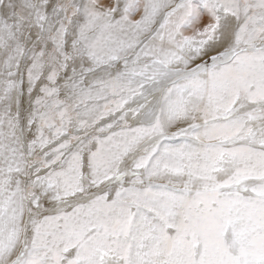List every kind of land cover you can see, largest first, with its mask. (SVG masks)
Returning a JSON list of instances; mask_svg holds the SVG:
<instances>
[{"label":"bare ground","instance_id":"obj_1","mask_svg":"<svg viewBox=\"0 0 264 264\" xmlns=\"http://www.w3.org/2000/svg\"><path fill=\"white\" fill-rule=\"evenodd\" d=\"M89 1L75 0L62 9L61 18L69 21L67 14L74 9L77 20L69 28L72 35L64 29L58 35L94 64L121 56L123 70L105 76L123 85L124 97L133 96L137 107L98 120L95 114L108 112L105 104L112 105V96L88 85L70 93L80 101L90 99L76 113L85 114L96 136L83 129L68 134L59 126L48 127L50 141L41 132L29 142L26 129L15 122L18 139L10 114L18 109L19 89L8 90L2 70L13 60L9 49L16 47L14 52L21 53L33 49L35 26L32 37L19 32V42L8 25L15 23V17L10 15L12 23L0 20V264H64L61 249L70 255L71 248L76 255L65 264H264V147L257 145L264 144V137L256 139L264 122L249 130L250 120L232 118L223 124L219 118L233 105L236 88L245 91L251 102L264 100V53L236 58L233 52L219 50L231 39L233 7L222 14L223 30H217L212 9L199 10L197 5L193 9L189 4L195 5V0H122L121 4L116 0L102 15L103 2ZM6 12L0 6V18ZM135 18L140 21L135 23ZM142 33L150 34L135 43ZM196 43L203 47L182 50L181 61L176 47ZM217 53L228 64H213L206 70L200 60L209 54L218 60ZM147 56L162 59L168 68L151 60L146 67H131ZM15 59L14 65L24 73L26 60ZM228 76L232 87L227 86ZM44 117L41 114V120ZM122 121L135 126L121 129ZM190 126L192 143L181 146L175 135ZM229 133L235 137L226 140ZM232 140L245 144L224 146ZM133 166L145 169L136 180L141 185L147 181V189L123 187L125 172ZM253 180L257 203L239 189L241 183ZM188 191L194 196L186 197L192 194ZM44 196L55 202L47 211L41 207ZM129 207L136 209L131 215ZM28 227L33 245L20 260Z\"/></svg>","mask_w":264,"mask_h":264},{"label":"rangeland","instance_id":"obj_2","mask_svg":"<svg viewBox=\"0 0 264 264\" xmlns=\"http://www.w3.org/2000/svg\"><path fill=\"white\" fill-rule=\"evenodd\" d=\"M73 1L75 0H42L39 4V3H36L35 0H0V6H4L5 12L7 11L2 16L4 19L0 18V20L5 21L8 19L12 23L11 16L15 17V23L8 24L13 31L12 37H14L15 39L17 37V39H19L18 40L19 42H21L20 41L21 32L25 34V37H32L31 27L32 25L35 26L33 28L34 33H35V35H33L34 40H35L33 42V49H31L29 52L23 51L22 53L19 50H18L19 52H14L15 49L17 51L16 47H12V49H9L11 52L10 55L12 56L11 58L13 60L18 57L20 58L24 57V60H26L25 72L21 73V71L16 67V65H14L13 60L12 62H10L9 66H7L6 68L2 70V73L5 75V80L7 81L8 90L12 91L14 89L15 90L19 89V95H20L19 100L20 101H19L18 109L14 113V115L10 114L11 117L13 116L12 117L13 118L12 119L13 134L18 139H19L18 132L15 130V122H17L19 128L26 129L27 135H28L27 138L29 139V142H31L32 140H35L36 137H38L41 134V132L45 135L47 134V136H44V137H48L49 136L48 127H52L53 130H56L57 128H59V126H63L64 128H66L65 130L68 134L73 133L75 129H83L84 133L90 135L91 137L96 136L97 130L95 128L90 127L91 122H89L90 123L89 124L87 122V119L85 120L84 118L85 114H83L82 112L78 114L76 113L77 108H82L83 106L87 107L88 100L90 101V99L85 98L80 101L78 97L72 98L73 97L71 96L72 93H70V92H78L79 90H81L82 88L88 85L89 86L95 85L100 89L102 88L106 94L108 93L112 96L111 98L112 105L110 103H107V105L105 104V107H106L105 109L108 112L104 113V115L103 113L101 114L100 112H99V115L97 113L95 114L98 120H101V118H104L106 114L107 116L116 115L117 113H119L121 109L127 108L130 110L129 111L130 113L131 111L135 110L137 107L136 104L134 105L132 104L133 96L124 97L125 93H124L123 85L121 84L116 85V83L118 82L116 79L114 80L113 77L107 78L105 76V74L109 75L113 71L115 73H119L123 70L124 62L122 61V59L120 60V58H122L121 56L120 57L113 56L110 60L104 63L94 64L93 62L89 60L87 55H86L87 57L84 55V52H82L81 50H77L76 47H72L70 45V42L64 41L63 38L60 35H58V32L63 31V29L67 32L69 31L72 35V32L69 28L72 27L73 24L77 20V17L73 16L76 12L73 9L74 12L70 11L67 14L68 17H70L69 21L66 20L65 18H61L60 14H61L62 9L70 7L71 2ZM92 1L94 2L98 1L99 5H101L103 2L102 7L104 9L101 11L100 13L101 15L103 14V12L106 10L107 7L113 6V2L116 3V0L115 1L114 0H101V2L99 0H91L89 2H92ZM120 1L122 0H119V3L121 4ZM194 3L195 5L189 4L190 7L191 6L194 7V8L192 7L193 9H196V5L199 10H200V7H202L201 8L202 10H206L208 12L209 10L212 9L211 11L214 13V17L216 16L214 22L217 27V30L218 29L223 30L222 25L224 24L222 23V21L224 22V20H221L222 14H227L225 12L227 11L230 12L229 10H231L233 7L232 12L235 14L234 15L235 21H234V27H233L231 39H229L228 42L224 43L223 48L219 50H222V52H226V53L233 52L236 54L234 55V57L236 58L239 55L248 54L252 52L264 53V30L261 35V32H262L261 29H264V0H261V1L260 0H226L225 5H224L223 0H195ZM216 5L220 7L219 11L217 10ZM165 13L166 12H164L163 15H165ZM159 16H162V15H159ZM255 17H257L258 19ZM260 18L261 20L258 21ZM135 19H136L134 21L135 23H138L140 21V18H135ZM61 20H63L64 22L61 23ZM4 27L6 28V24L4 25ZM149 34L150 33H145V34L142 33V34L137 35L138 40L136 39L135 43L141 42V39ZM252 34L255 35V38L250 39ZM39 41H42V42H39ZM40 43L43 45L39 46ZM201 47H203L201 46V43H196L195 45H188V44L183 45L182 44L181 46L180 45L177 46L175 50L179 52L180 56L183 55L181 57V61H183L185 58V54L181 52L182 50L186 51V49L188 48V49L197 51L198 49H201ZM132 53H135V51H133ZM217 54H218V60H214V55L209 54L200 60L201 65L204 67L207 66L206 70H210L213 64L215 65L218 63L217 65H222V66L226 65L228 61L227 62L224 61L225 59H224L223 54L222 53H217ZM127 55L128 54H124V56H127ZM77 58H79V60ZM157 59L158 58L155 56L153 57L147 56V58L141 59L143 60L142 63L138 62L136 63L137 65L135 64L134 66H131V67L133 68L134 67L138 68L139 66L146 67L147 65H149L150 60H151V61H156L163 68H168L162 59H158L159 61ZM262 61L264 62V58ZM187 62L189 61L187 60ZM184 64H187V63H184ZM18 67L21 69V65H18ZM174 69L179 70L180 67L176 65ZM87 73L89 75L90 74L91 75L93 74V75L89 76ZM98 76H100V78ZM96 77L97 79H95ZM230 77L231 76H228L229 79L227 80L228 87H232L234 85L232 82V78ZM90 80L94 82H91ZM36 82L40 84L39 85L40 87L37 86L38 84ZM26 89H28L27 90L28 96H26V92H24L26 91ZM63 89L66 91L65 95L62 93ZM237 89L238 88H236V94L233 95V99H232L234 100L233 105H232L233 107L232 106L229 107L228 109L230 110L227 109L226 114L224 116H219V118H222L221 123L223 124L228 122V119L231 120L232 118L233 119L242 118L244 120L246 119L245 121L250 120L249 122V130H250L251 127L255 126V123L261 124V122H264V100L257 99V101L252 100L251 102V99H249L248 96L244 93L245 91H243L242 89H238V90ZM241 90L243 91V93L241 92ZM59 93L61 94V96L58 95ZM50 97L52 98V100ZM130 98H131V103L128 102ZM72 102L73 103L75 102V103L72 105ZM122 104L123 105L125 104V106L121 107ZM8 109L10 110V107ZM37 113H39V115ZM41 114H44L45 116L42 120H41ZM108 114H111V115H108ZM229 116H236V117H229ZM95 122L96 120L93 121V123ZM120 124H121L120 126L121 129L123 128L130 129L135 126L134 123L125 122V121H122ZM192 129L193 128L190 126L188 129L176 133L175 135L176 141H179L181 146L185 144L187 145L188 143H192V139H193V135L191 133ZM258 129L260 130V132L256 136V139H260L264 137V131H263L264 124H261L260 127H258ZM229 134L230 136L226 140H230L235 137L234 135H231V133ZM184 138L186 139L184 140ZM48 139L50 141L51 137L49 136ZM77 142L79 141H76L75 143ZM232 142L233 144H231L229 141L224 146H227L228 148H233L235 146H241L243 143L238 140L237 141L232 140ZM78 144L80 145V143ZM257 145L259 147L260 146L264 147V144L262 145L260 143H257ZM144 171H145L144 168H136L135 166L131 167L129 170H126L125 172L126 182H124L125 185L123 187H126V188H130V187L136 188L137 187L141 190L147 189L146 188L147 183H148L147 181H146V184L141 185L142 183L141 180H139L140 182L136 180L138 177L140 178L143 177L145 173ZM81 177L84 182L88 179V175H85V174L84 176H81ZM29 178H32V174L29 175ZM121 178L122 176L119 179ZM119 179L116 178L113 183H117ZM252 182L250 184L241 183L239 185V189H241V192L245 194V197L247 196V198L248 197L253 198L254 201L257 203L258 199L256 196H255L256 198L252 196V194L254 195V193L252 192V189H251V187L253 188V186L256 185L257 182H255V180H253ZM149 185L151 187V184ZM105 188L106 187L103 188L104 189L103 191H106ZM188 192L192 194L187 193L186 197L188 196L191 198L194 196L193 191H188ZM113 194H114V191H113ZM40 201H41V207L45 211L50 209L49 208L50 204L53 205L55 203L53 199L51 200L47 199V196L42 197ZM147 208L148 207L143 206L141 209L142 211L145 212L147 211ZM128 210L131 211V213L129 214L131 215L132 213L135 212L136 209H131L129 207ZM34 211H35L34 207L31 206L30 212H34ZM125 221L127 225L129 223V220L125 219L123 222L125 223ZM27 231H28L27 244L25 245V248H23V251L21 252L20 260H22V258L25 259L27 257L28 251L32 248V245H33L32 236L31 235L29 236V231H30L29 227ZM57 248L61 249L62 247L59 246ZM61 254L62 256L60 258L63 260L65 264L69 260H72L75 257L76 250L74 248H71L70 255H69L68 249H61Z\"/></svg>","mask_w":264,"mask_h":264}]
</instances>
